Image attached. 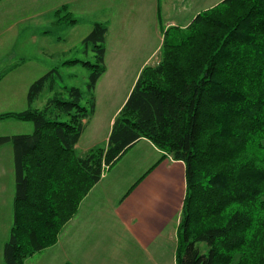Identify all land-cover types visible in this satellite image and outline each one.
Returning a JSON list of instances; mask_svg holds the SVG:
<instances>
[{
  "label": "trees",
  "instance_id": "1",
  "mask_svg": "<svg viewBox=\"0 0 264 264\" xmlns=\"http://www.w3.org/2000/svg\"><path fill=\"white\" fill-rule=\"evenodd\" d=\"M68 9L56 10L59 21L76 22ZM107 32L96 21L83 39L94 61L63 62L91 70L88 95L65 85L34 107L46 85H56L55 67L32 82L27 108L0 114L34 125L31 132L0 135V146L12 143L15 164L4 264H25L56 244L107 168L144 138L163 152L161 159L185 163L176 264H264V0H221L186 27L167 29L160 61L140 72L106 145L80 156L76 145L106 71Z\"/></svg>",
  "mask_w": 264,
  "mask_h": 264
},
{
  "label": "rangeland",
  "instance_id": "2",
  "mask_svg": "<svg viewBox=\"0 0 264 264\" xmlns=\"http://www.w3.org/2000/svg\"><path fill=\"white\" fill-rule=\"evenodd\" d=\"M220 1L82 0L69 7L72 17L77 20L67 23L59 21L61 14H56L66 0H0V114L27 108V93L32 82L55 67L59 71L55 73L56 85L52 89L48 83L33 103L34 107L42 108L48 97L61 92L65 85L78 86L88 95L91 70L81 63L64 65L63 62L71 58L94 61V51L91 46L87 49L84 47L83 39L94 22H105L108 26L105 41L108 48L105 60L107 69L94 90L96 114L88 118L90 124L83 138V142H86L95 131L99 135L96 139L98 146H104L103 138L110 118L108 112L121 102L127 90L123 81L133 72L128 67H137L151 53L144 67L158 64L167 29L171 26L186 27L197 12ZM154 4L157 32L155 19L150 17ZM172 21L174 25H168ZM175 30L171 28L167 35ZM158 45L160 49L153 53ZM32 126L34 128L31 121L15 117L0 118V135L27 132ZM9 147L11 144L0 146V162L8 164L7 169H3L5 175H0L3 177L0 178V264H4V245L10 238L15 210L14 177H11V172L6 175L12 160L7 158ZM63 228L59 237L63 236ZM96 229L98 231L92 238L97 237L105 244L99 247L103 254L95 255L97 263L94 264H123L121 253L126 249L124 246L127 242L120 245L122 233H116L115 227L103 228L102 224L97 225ZM125 252L127 255L123 253L124 256H129V249ZM58 253L59 248L53 245L28 256L25 264H52L50 260ZM100 257L103 259L99 262Z\"/></svg>",
  "mask_w": 264,
  "mask_h": 264
},
{
  "label": "crops",
  "instance_id": "3",
  "mask_svg": "<svg viewBox=\"0 0 264 264\" xmlns=\"http://www.w3.org/2000/svg\"><path fill=\"white\" fill-rule=\"evenodd\" d=\"M81 1L66 0L65 3L73 7L74 3ZM150 17L155 19V32H157L156 5ZM168 25H174L173 21ZM158 49H160L159 45L155 47L153 53ZM107 52L108 48L106 55ZM151 54L137 67H128L130 68L128 70L133 72L129 74L127 80L123 81V86H127L126 92L123 93L124 97L121 102H118V106L113 107L114 110L108 112L109 124L103 138L105 145L115 116L126 102L141 69L149 61ZM89 124L90 119L76 145L77 152L82 151L80 156L99 144L96 141L99 135L97 136L95 131L89 135L86 142H83ZM33 129L32 126V129L27 132ZM5 144H11L7 151V158L12 159L11 168L6 175L11 172L15 184L14 149L12 143ZM162 155L163 152L155 144L144 138L136 142L117 162L108 167L100 181L82 199L76 215L64 226L63 236L60 235L58 242L54 244V247L59 248V253L50 260V263H97L95 255L103 254L99 247L104 246L105 243L97 237L96 239L92 237L98 231L96 226L102 224L103 228L115 227L116 233L118 231L122 233L120 245L127 242L124 247L129 249L130 254L124 256L127 253L126 249L123 250L121 253L123 264H176L177 228L186 192V168L182 160H176L172 155L161 159ZM7 165L0 162V175H5L3 169H7ZM109 250L110 247H108ZM101 259L103 258L100 257L98 261L100 262Z\"/></svg>",
  "mask_w": 264,
  "mask_h": 264
}]
</instances>
